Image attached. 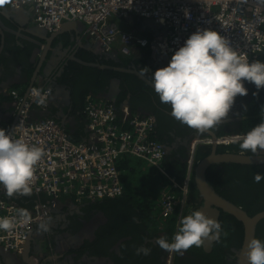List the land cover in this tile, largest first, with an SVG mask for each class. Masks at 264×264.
Here are the masks:
<instances>
[{
	"label": "flooded vegetation",
	"instance_id": "1",
	"mask_svg": "<svg viewBox=\"0 0 264 264\" xmlns=\"http://www.w3.org/2000/svg\"><path fill=\"white\" fill-rule=\"evenodd\" d=\"M23 8L19 11L0 6V129L9 134L18 113L10 94L12 85L19 79L29 86L39 65V76L49 71V79L45 81L38 77L33 87H49L55 92L61 86L77 105H83L88 97H92L112 106L118 113L124 103L128 104L131 112H139V115L153 120V138L164 146L165 158H175L187 167L193 149L195 166L184 201L185 209L181 208L179 227L182 217L199 210L204 203L194 180V170L199 161L213 152L209 134L217 138L245 135L240 133L243 115L256 107L254 98L249 97L248 92L245 96L238 95L228 118L215 129L199 134L175 120L170 105L161 103L154 91L151 75L159 67H166L165 61L153 59L151 52L131 57L107 54L102 49L103 53L82 27L67 29L48 43L44 39L47 40L52 33L36 23L31 7ZM133 22L139 28H145L140 18H133ZM102 65L107 67L101 69ZM144 67L148 73L141 75ZM244 86L248 90L245 82ZM57 113L55 117H59ZM217 145L218 154L229 152L256 157L240 148L222 151L224 147ZM260 157H264V153ZM255 173H264V162L212 163L206 169L205 178L217 195L254 216L264 211V179L254 182ZM20 198L23 200L21 196L9 199L21 205L32 203L25 201L23 204ZM219 211L217 221L222 225V232L219 239L212 242L211 249L207 250L209 240H205L200 247L193 246L181 255L164 251L156 244L158 238L168 240L167 232L149 223L146 212L139 206L119 201L100 207L95 202L77 203L72 197H61L43 221H50L49 231H37L42 222L33 226L28 238L29 252L27 243L21 253L0 247V264H84L86 258L97 264H236L244 239V226L230 213ZM255 238L264 241V218L256 225ZM141 245L151 249L150 255L136 254V248Z\"/></svg>",
	"mask_w": 264,
	"mask_h": 264
},
{
	"label": "built area",
	"instance_id": "2",
	"mask_svg": "<svg viewBox=\"0 0 264 264\" xmlns=\"http://www.w3.org/2000/svg\"><path fill=\"white\" fill-rule=\"evenodd\" d=\"M27 6L47 32H57L65 22H81L88 37L105 52L124 57H130L133 47L139 46L154 53L159 50L171 60L197 29L219 32L249 62L264 51V0H8L2 7ZM129 17L153 20L165 30L153 39L139 37L121 29L119 22ZM10 94L18 107L10 136L41 147L45 156L36 166L31 184V195L36 198L31 205L12 201L0 186V217H17L19 209H27L31 215L27 224L17 223L10 232L0 230V247L21 253L33 226L45 221L58 198L72 197L79 202L120 198L124 189L118 163L123 157L141 159L167 174L164 146L153 138L151 118L128 107L120 116L112 106L88 97L83 113L91 139L74 142L55 119L30 120L32 110L47 107L52 95L49 88L32 87L25 99L17 91ZM241 137L221 136L217 143L229 146ZM194 166L192 150L183 184L174 183L160 195L157 206L163 221L176 214L179 221L182 209L178 214V205L182 208L184 204Z\"/></svg>",
	"mask_w": 264,
	"mask_h": 264
},
{
	"label": "clouds",
	"instance_id": "3",
	"mask_svg": "<svg viewBox=\"0 0 264 264\" xmlns=\"http://www.w3.org/2000/svg\"><path fill=\"white\" fill-rule=\"evenodd\" d=\"M7 2L0 0V6ZM147 73V67L141 68V75ZM151 76L154 91L161 103L170 105L171 116L204 134L228 118L238 95H247L245 81L254 84L257 90L264 88V62H249L215 30L197 29L175 51L168 65L158 68ZM239 147L258 158L264 153V120L240 138ZM44 156L41 147L13 139L0 129V186L9 198L31 195L36 166ZM253 179L259 183L264 173H255ZM30 220L28 210L19 209L17 217H0V230L10 232L17 223L27 224ZM49 223H40L37 231H49ZM221 232L219 221L196 210L181 218L171 242L163 237L155 242L164 251L183 255L193 246L200 247L205 240H218ZM150 253L151 249L144 245L136 248L137 255ZM244 255L248 264H264V241L250 239Z\"/></svg>",
	"mask_w": 264,
	"mask_h": 264
},
{
	"label": "trees",
	"instance_id": "4",
	"mask_svg": "<svg viewBox=\"0 0 264 264\" xmlns=\"http://www.w3.org/2000/svg\"><path fill=\"white\" fill-rule=\"evenodd\" d=\"M255 60L264 62V51L260 53ZM125 62H129V59H125ZM245 83L248 87L249 97L254 98L253 102L257 105L252 110H247L246 113H244V122L242 123L243 129L240 132L242 134L247 133L252 127L264 120V115H262V107H264V88L257 90L254 84L247 81H245ZM72 141L82 142L73 139ZM222 146L224 147L222 151H230L232 149L240 150L239 143L230 146ZM198 155V157H200L199 152ZM164 167L167 174H162L154 168L149 167L147 163L141 159L129 157L121 158L118 163V168L121 171V182L124 189L123 195L120 198L98 201L95 202V204L101 207V205L104 204L126 201L135 207L139 206L146 212L149 223L151 222L155 227H159L160 231L167 232L168 240L171 242L176 233L177 214L171 216L167 221H163L161 218V209L158 208L157 204L163 191L172 189L174 183L177 185L183 184L186 178L187 168L185 163L175 158H165ZM21 197L23 198V200L20 198L22 202L19 200L21 203L25 201L33 202L36 198L34 195ZM73 199L79 203L76 198ZM31 204L32 203H29L27 205Z\"/></svg>",
	"mask_w": 264,
	"mask_h": 264
},
{
	"label": "water",
	"instance_id": "5",
	"mask_svg": "<svg viewBox=\"0 0 264 264\" xmlns=\"http://www.w3.org/2000/svg\"><path fill=\"white\" fill-rule=\"evenodd\" d=\"M17 10L21 11L24 8H16ZM6 16H9V14L4 13ZM145 27L151 29V31L153 32H158L161 33L162 30H165L164 28H162L160 25H158L155 21L153 20H143ZM69 27H82L85 28L84 24H82L81 22H65L61 29L58 30L57 32H53L52 35L46 39H44L45 41H48V43H51L52 39L54 38V36H57L59 34H62V32H64L65 30H67ZM43 29V28H42ZM44 30V29H43ZM46 31V30H45ZM40 33H42L41 30H39ZM38 32V34H40ZM165 34V31H164ZM43 39V38H42ZM95 47L98 49H100L102 51V48L100 47V45L96 42H94ZM104 51V50H103ZM102 51V52H103ZM105 52V51H104ZM103 52V53H104ZM45 53V52H44ZM108 54V53H107ZM109 54H115L116 56H119L118 53H109ZM157 61H167L170 60L169 57L166 56H162L160 55L159 50L157 51ZM160 57H164L163 59H160ZM86 65V64H85ZM92 65L95 66V64H87V66ZM105 65L101 66V69H105ZM40 65L36 68L34 74H33V78L31 80V84L28 86L23 98L25 99L27 97V94L29 92V90L34 86V81L36 78H40L42 80L47 81L49 78V71L46 72L44 74V76H39V70ZM48 68L50 69V67L48 66ZM43 82H41L40 84H43ZM49 88V87H48ZM50 89V88H49ZM17 119V115L15 116V121L12 125V128L10 129L9 135L12 133L14 124L16 122ZM62 124V123H61ZM62 126V125H61ZM63 127V126H62ZM210 137L212 138V147H213V152L210 156L202 159L201 161H199L196 164V168L194 170V180L196 182V186L202 196V198L204 199V203L203 205L200 207L199 210L203 211L208 217L213 218L215 220H218L220 211L219 209L223 210L224 212H228L231 215H233L235 218H237L240 222H242L243 226H244V239L241 245V248L239 250V252L237 253V262L236 264H248L247 262V258L244 255L245 251H246V244L247 242L252 239L255 238V229H256V225L257 223L264 218V211L254 215V216H249L245 211H243L242 209H240L239 207H236L235 205H233L232 203L224 200L223 198H221L219 195L216 194V192L212 189V187L208 184V182L206 181L205 178V172L206 169L209 167V165H211L212 163H231V162H235V163H258V162H264V157H250V156H246L243 154H237V153H229V152H224V153H216V149L218 147L217 145V136L210 133L209 134ZM30 239V238H29ZM29 239L27 241L26 244V250L27 252H29ZM213 240H209V243L207 244V250L211 249L212 246V242Z\"/></svg>",
	"mask_w": 264,
	"mask_h": 264
},
{
	"label": "crops",
	"instance_id": "6",
	"mask_svg": "<svg viewBox=\"0 0 264 264\" xmlns=\"http://www.w3.org/2000/svg\"><path fill=\"white\" fill-rule=\"evenodd\" d=\"M133 18H136V17H129V18H126L120 22L118 21L121 29H123L125 31L135 32V34L137 36L142 37V38H147V37L150 38V36H151L150 39H153V38H155V36H157L159 34V31L153 32V31H151V29H149L147 27L139 28L133 22ZM68 29L78 30L77 27H69ZM79 32H80V30H79ZM141 33H143L144 35ZM150 33H151V35H150ZM79 45H82V42H79ZM142 52L146 53V54H149L151 52V56L155 60L157 59V55H156L157 52L154 53V52L150 51L149 49H146V48L143 49L139 46L133 47L131 56L141 54ZM160 59L164 60V57H160ZM165 62L168 65L170 60H167ZM35 86L41 87L38 85H35ZM42 86H44V85H42ZM27 87H28V84H25L24 82L19 81V79H17V83L13 84L11 87V91H17L20 95L24 96V94L27 90ZM51 92H52V95L49 99L47 107L45 109L32 110L30 120L33 121V120L43 119L45 117L46 118H53V119L57 120L60 125L63 126V128L66 130V132L68 133L71 140L73 139V140L82 141V142L90 141L91 136L89 134L86 117L83 113L84 103H83V105H82V103L80 105L75 104L70 97V93H68L61 86L57 87L55 92H53V90ZM127 107L130 109V106L128 104L124 103L121 111L119 113L116 111V113L121 116L122 110L124 108H127ZM56 112H59V113H57V114H59V117H55L54 114ZM133 113H135V112H133ZM136 113L138 114L139 112H136ZM17 201H19V200H17ZM177 227H178V222H176V232L178 230ZM87 259L88 258L84 259V264H97V262H92L91 259H89V260H87ZM74 263L75 262H73L72 264H74Z\"/></svg>",
	"mask_w": 264,
	"mask_h": 264
},
{
	"label": "bare ground",
	"instance_id": "7",
	"mask_svg": "<svg viewBox=\"0 0 264 264\" xmlns=\"http://www.w3.org/2000/svg\"><path fill=\"white\" fill-rule=\"evenodd\" d=\"M135 20H136V19H135ZM140 23H141V22H140ZM139 30H140V29H139ZM140 31H141V30H140ZM141 34H143V33H141ZM146 34H147V33H146ZM143 35H144V34H143ZM150 35H151V33H150ZM147 36H148V35H147ZM22 37H23V36H22ZM22 37H21V38H22ZM147 38H149V37H147ZM150 38H151V36H150ZM150 38H149V39H150ZM149 54H150V53H149ZM154 55H155V54H154ZM153 59H154V58H153ZM161 63H162V62H161ZM118 65H119V64H118ZM120 65H121V64H120ZM161 65H162V64H161ZM115 67H116V66H115ZM159 68H160V67H159ZM113 72H114V71H113ZM21 76H22V75H21ZM115 78H116V77H115ZM120 92H121V91H120ZM121 98H122V96H121ZM124 98H125V97H124ZM132 111H133V110H132ZM45 118H46V117H45ZM219 145H220V144H219ZM192 150H193V149H192ZM192 150H191V151H192ZM5 195H6V194H5ZM28 197H29V196H28ZM28 199H29V198H28ZM28 199H27V200H28Z\"/></svg>",
	"mask_w": 264,
	"mask_h": 264
},
{
	"label": "rangeland",
	"instance_id": "8",
	"mask_svg": "<svg viewBox=\"0 0 264 264\" xmlns=\"http://www.w3.org/2000/svg\"><path fill=\"white\" fill-rule=\"evenodd\" d=\"M62 198H64V197H62ZM182 209H185V204H184V206L182 204ZM180 210H181V204L178 205V214H179ZM182 212H183V210H182Z\"/></svg>",
	"mask_w": 264,
	"mask_h": 264
}]
</instances>
